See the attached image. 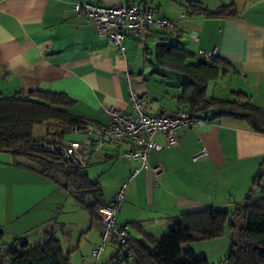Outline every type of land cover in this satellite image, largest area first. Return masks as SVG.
<instances>
[{
    "label": "crops",
    "instance_id": "crops-1",
    "mask_svg": "<svg viewBox=\"0 0 264 264\" xmlns=\"http://www.w3.org/2000/svg\"><path fill=\"white\" fill-rule=\"evenodd\" d=\"M86 2L111 7L122 0H0V97L25 98L32 91L65 94L73 101L65 109L99 125L107 124L111 107L132 111L131 91L144 95L151 113L187 109L178 101L187 76L158 69L148 57L155 54L158 44L167 42L166 31L152 26L142 35H127L122 56L112 40L98 37L89 19L73 10L75 3ZM141 2L157 6L165 18L178 20L180 31L170 43L178 42L192 54L216 49L217 56L228 63L221 70L224 75L209 82L207 97L234 100V94L240 92L264 107V0ZM191 2L209 10L231 6L236 15L190 14ZM194 32L198 41L191 37ZM198 60L196 56L188 62ZM147 68H152L149 76ZM169 75L173 81L167 80ZM199 115L205 119L204 125L178 129V145L150 154L148 161L160 169L159 177L142 169L127 182L116 219L129 225L132 239L145 234L167 243L180 260L197 257L210 264L201 247L220 238L188 240L180 227V215L209 206L232 209L243 202L242 193L264 171V133L253 131L244 120ZM33 132L36 137L56 133L64 140L84 137L81 132L64 130L54 120L35 125ZM157 141L162 139L157 137ZM201 149L205 154L194 160ZM119 151L105 145L92 153L82 170L98 182L100 203L107 204L139 166L136 161L118 158ZM39 170L35 158L0 150V254L16 240L35 244L54 236L71 264L76 260L96 264L90 251L100 239L97 215L91 218L63 175L50 179ZM94 203L87 197V205ZM229 230L226 223L224 234ZM107 248L112 252L103 255ZM104 251L98 264L115 259L114 242Z\"/></svg>",
    "mask_w": 264,
    "mask_h": 264
},
{
    "label": "trees",
    "instance_id": "trees-1",
    "mask_svg": "<svg viewBox=\"0 0 264 264\" xmlns=\"http://www.w3.org/2000/svg\"><path fill=\"white\" fill-rule=\"evenodd\" d=\"M190 14H203L206 17H231L236 15L231 6H221L209 10L199 2L189 3ZM167 33V31H166ZM167 42L155 48L156 63L167 70L185 74L187 80L181 85L180 103L187 105L191 114L212 117H231L244 120L249 127L264 133V107L249 101L243 93H235L234 100L207 97L210 81L224 75L225 59L215 56L209 63L199 60L190 63L196 57L184 50L178 42L170 43L173 35L166 34ZM73 101L65 94L32 91L28 97H0V150L16 155L35 158L40 166L39 172L47 178L63 175L77 192L83 206L87 207L91 218L96 216L101 191L96 180L90 179L80 169L69 167L60 157L44 151H37L31 143L45 136L36 137L35 125L54 120L64 130H70L75 124L88 122L87 119L69 112L67 107ZM264 171H259L253 186L246 193L243 202L232 209L206 207L199 211L180 215V227L191 241L218 238L224 234L226 223L234 233V240L228 255L218 264H264V185L261 184ZM259 193V194H257ZM87 197L94 199V205H87ZM143 237L149 243L145 247L137 240H130L134 253L132 264H209L206 260L194 257L188 261L180 260L172 254L171 247L162 241H154L147 235ZM16 244V245H15ZM10 259V264H71L69 256L63 253L60 241L50 236L35 244L16 240L4 254H0V264ZM118 264H127L118 260Z\"/></svg>",
    "mask_w": 264,
    "mask_h": 264
},
{
    "label": "built area",
    "instance_id": "built-area-1",
    "mask_svg": "<svg viewBox=\"0 0 264 264\" xmlns=\"http://www.w3.org/2000/svg\"><path fill=\"white\" fill-rule=\"evenodd\" d=\"M73 10L77 15L85 16L92 23L98 37L112 40L124 56L123 39L131 34L142 35L152 26L161 28L169 35L180 31L178 20L168 19L159 13L157 6L143 5L141 0H122L119 6H104L99 3H75ZM184 14L181 15L183 17ZM198 41L197 32L191 34ZM203 64L211 62L217 56L216 49H199L195 53ZM126 69L125 74L128 75ZM131 112H121L115 108L107 110L109 119L106 125L92 121L75 124L70 130L81 132L80 140H64L56 133H50L41 140L31 143L37 151L57 155L69 167L83 170L87 168L89 158L105 145L118 148V158L126 161H136L139 166L134 168L128 179L122 181L107 204L97 208L95 226L99 230V242L91 249L90 256L97 261L110 242H114L115 259L130 264L134 261V253L130 247V227L120 223L116 215L124 200L125 187L142 169L149 170L159 177L160 169L152 166L148 159L153 151H161L165 147L178 145L176 131L180 128H196L205 124V119L188 111L151 113L147 110V99L131 91ZM62 126V124H58ZM157 137L162 142L157 141ZM205 149L198 151L197 157L204 155ZM10 259L2 264H10ZM96 263V262H95Z\"/></svg>",
    "mask_w": 264,
    "mask_h": 264
},
{
    "label": "rangeland",
    "instance_id": "rangeland-1",
    "mask_svg": "<svg viewBox=\"0 0 264 264\" xmlns=\"http://www.w3.org/2000/svg\"><path fill=\"white\" fill-rule=\"evenodd\" d=\"M172 40H174L173 38L171 39V41ZM122 43H124V41L122 42ZM153 50V49H152ZM148 57H149V59H151V60H153L155 63H156V59H155V54H154V52L150 55H148ZM147 58V57H146ZM191 59V58H190ZM146 61V60H145ZM189 62H191V61H189ZM149 65V64H148ZM148 65H146V67H148ZM157 65V64H156ZM155 67H160L159 65H157V66H155ZM151 69L152 68H147V72H146V74H147V76H149L150 74H151ZM159 69V68H158ZM153 77V76H152ZM167 80H174L173 78H172V76H168L167 77ZM166 80V81H167ZM156 81V79L155 80H153V82H155ZM255 178V177H254ZM251 187V186H250ZM248 191H249V189H248ZM240 193V192H239ZM246 193H247V191H246ZM246 193H242L243 194V199L245 198V195H246ZM241 194V193H240ZM257 194H259V193H257ZM234 233L231 231V230H229V231H227V233H225V234H223L222 236H220L219 238V240H216V241H218V242H215V243H213V244H210V245H208V244H205L204 245V247L202 248L201 247V249H203V250H205L206 252H207V254H208V256H209V261H210V264H218V262L219 261H221V260H224L225 258H226V256L228 255V253H229V250H230V247H231V244H232V240H234ZM110 252H112V249H110V248H107L106 249V251H104V253H103V255H105V254H107V253H110ZM80 254L78 253L77 254V256H79ZM87 255V254H86ZM88 259V258H87ZM90 260V259H89ZM218 260V261H217ZM98 261L99 260H97L96 261V264H98ZM76 264H79V261H74ZM214 262H216V263H214Z\"/></svg>",
    "mask_w": 264,
    "mask_h": 264
},
{
    "label": "water",
    "instance_id": "water-1",
    "mask_svg": "<svg viewBox=\"0 0 264 264\" xmlns=\"http://www.w3.org/2000/svg\"><path fill=\"white\" fill-rule=\"evenodd\" d=\"M137 241L139 242V243H141L142 245H144L145 247H149V243L145 240V238H143V237H139L138 239H137ZM84 264H92V263H84ZM108 264H118V260H116V259H113L110 263H108Z\"/></svg>",
    "mask_w": 264,
    "mask_h": 264
}]
</instances>
